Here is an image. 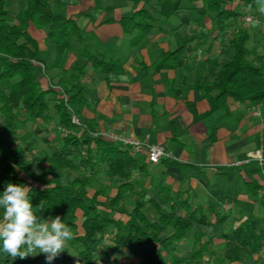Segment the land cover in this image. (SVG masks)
<instances>
[{"label":"trees","instance_id":"trees-1","mask_svg":"<svg viewBox=\"0 0 264 264\" xmlns=\"http://www.w3.org/2000/svg\"><path fill=\"white\" fill-rule=\"evenodd\" d=\"M119 1L131 4L130 15L122 17L119 23L124 35H134L133 48L151 35L158 22L179 16L182 2L189 3V13L201 11L202 27L205 21L209 24L206 33L183 36L175 50L162 54L155 67L158 71L184 66L188 53L210 40L214 43L213 34L225 32L231 20L256 10L264 13V0H239L238 5H235L236 0ZM8 8L9 0H0V193L9 182L29 185L33 211L43 219L60 216L71 227L73 238L67 245L75 251V264L77 261L99 264L102 257L98 255L103 249L110 250L116 258H133L137 264H201L207 246L214 241L222 243L220 254L212 264L248 261L262 264L264 216L245 218L235 224L215 204L193 207L184 192L173 193L169 187L160 189L147 202L138 199L130 208L125 205V196L135 186L131 177L135 173L147 174L146 155L131 154L119 143L93 137L97 131L91 126L80 124L78 127L72 123L77 107L86 102L85 88L81 84L86 66L89 64L94 70L110 74L121 69L120 63L106 60L103 52L91 49L84 42L79 26L66 15L64 5L54 8L52 0H25L23 8L11 20L7 18ZM31 26L45 32L53 57L50 69L59 71L57 81L48 78L46 87L36 79L35 72L41 69L46 73V67L37 64L38 45L29 33ZM248 41L247 31L238 29L230 39L219 44L220 53L215 60H205L207 74L198 73L187 86L208 102L210 110L204 116L226 109L227 100L251 107L264 102V56L251 58L246 47ZM228 49L232 53H227ZM72 52L85 63L66 69L67 55ZM188 108L194 121L202 118L194 105ZM54 115L56 132L65 129L69 133L60 140L43 138L50 154H43L42 162L53 169L67 171L65 184L50 178L47 170H42L38 177L32 176L31 169L38 159H29L25 149L17 144L18 136L26 132L30 124L49 122ZM42 133L36 126L28 136L34 138ZM160 163L179 169L182 175L187 167L165 159ZM80 167L87 169L88 174L79 172ZM101 168L116 182L112 197L104 190L89 193L93 188L90 175ZM262 169L264 171V165ZM255 171L260 169L257 167ZM24 176L32 182L28 183ZM46 185L49 187L45 188ZM248 185L255 203L264 210V193L258 195L263 187L256 182ZM41 201L44 208H39ZM147 203L157 217L155 221L144 213ZM190 232V249L181 253L176 246L186 240ZM16 261L17 264H36L29 258L17 257Z\"/></svg>","mask_w":264,"mask_h":264},{"label":"crops","instance_id":"crops-1","mask_svg":"<svg viewBox=\"0 0 264 264\" xmlns=\"http://www.w3.org/2000/svg\"><path fill=\"white\" fill-rule=\"evenodd\" d=\"M65 10L66 15L76 21L84 42L91 49L103 52L106 60L118 61L121 65L119 71L110 74L94 70L89 64L86 66L81 79L86 102L76 109L78 122L95 131L114 132L120 137L162 145L167 153L165 160L187 166L182 175L179 169L162 163L148 164L147 174L135 173L131 177L135 184L133 192L147 195V202L160 189L169 187L173 193L184 192L193 207L215 204L235 224L245 218L264 216V210L248 190V184L256 182L263 187L258 195L264 193V164L260 166L250 158L258 151L264 158V106L259 107L261 117L257 118L252 116L251 106L227 100L226 109L204 116L210 110L208 102L199 92L187 88L198 73L207 74L205 60L213 61L219 56V44L223 42L220 37L227 41L238 29L246 28L250 43L246 47L251 58L264 56V46H261L264 43V13L253 12L254 20L249 24L244 21L247 13L231 20L225 32L213 34L214 47L208 49L210 40L205 52L200 50L201 46L188 53L181 68L158 71L155 67L161 55L177 48L180 32L189 36L194 27L199 30L197 34L207 32L209 24L205 21V27L200 25L201 11L179 14V23L167 25L168 21H163L157 24L151 35L133 48L134 35H124L119 23L122 17L130 15L131 6L123 12L121 8L106 7L99 0H77L76 5H67ZM108 19L111 21L106 22ZM29 33L38 45L37 64L40 66L38 62L47 60L51 64L53 57L45 41V32L31 26ZM227 53L232 51L228 49ZM84 63V59L72 52L67 55L65 68ZM54 71L46 67L45 72L51 78L49 73ZM36 79L46 87V74ZM191 104L201 119L193 120L188 108ZM257 167L260 171L256 172ZM24 179L32 182L26 176ZM115 192L116 189L109 195L112 197ZM186 240L179 244L191 245L190 233ZM215 242L222 243L214 241L213 244Z\"/></svg>","mask_w":264,"mask_h":264},{"label":"rangeland","instance_id":"rangeland-1","mask_svg":"<svg viewBox=\"0 0 264 264\" xmlns=\"http://www.w3.org/2000/svg\"><path fill=\"white\" fill-rule=\"evenodd\" d=\"M52 1H53V7L56 8V6L58 5L74 6L76 5L77 0H52ZM99 2L102 3L104 6L109 7L111 9H113L114 7L118 9L121 8L123 12H127L131 6L130 3H124L119 0H99ZM24 4H25V0H9V8H8V16H7L8 20H11L13 16L17 13V11L23 8ZM188 4H189L188 2L181 3V6H182V11L180 13L181 15L183 13H187ZM238 4H239V0H236L235 5H238ZM250 15H252V13ZM258 19L262 20V16H259ZM162 22L163 20L160 21V23L158 24H161ZM179 22L180 21L178 20L177 17H172L170 20H168L167 25H172V24L179 23ZM191 30H192L191 32L189 31V36L199 32V30L196 27H194ZM244 30H246V28H244ZM179 35L181 37L184 36L182 32H180ZM220 39L223 42H226L225 39L223 40V37L222 38L220 37ZM207 44L202 46L203 48H201L200 50L203 51L205 48H207L209 46V45L207 46ZM248 45L250 46V43H248ZM261 46H264V43L261 44ZM212 47H214V43H212L211 48ZM39 60L43 62L41 58ZM38 63L40 64L42 68L44 66V67H47L48 70L50 69L51 64L49 63L48 60L44 63H40V62ZM58 73L59 71H54V72H50L49 74L50 76H53L51 78L54 81H57L56 75ZM35 74L37 78H41L45 74L49 78V75L47 73L45 74L42 73L41 69L40 71H36ZM36 126H39V128L43 130V133L39 136H35L34 138H29L28 136L29 133ZM56 127H57V117L55 115L53 116V119L49 122L37 121L36 123H32L30 124L26 132H22L18 136L19 138H18L17 144L20 145L23 149H25L29 159L33 157L38 159V162L31 169L32 176L38 177L40 173L42 172V170H47L50 177H52L54 180L62 184H65L67 182V171H59L57 169H53L51 167H48L46 164L42 162V155L50 154L48 144L44 142L43 138L46 137V138L53 139V140H58V139L60 140L62 138L61 134L56 132ZM97 131H101V130H97ZM79 172L87 173V169L80 167ZM90 178L92 180V186H93V188L89 189L90 194L94 192V190H104L105 192H108L110 194L114 192V189H116V182L112 178H110V176L106 173L105 168H101L97 170V172L94 175L93 174L90 175ZM146 196L147 195H144V194L141 195V193H138L137 195L135 194V192L132 191L127 196H125L124 203L127 207L130 208L131 205L138 199L146 201L147 200ZM144 213L148 215V217L152 219L153 221L157 219L156 215L154 214L150 206L145 207ZM190 235H191V232H190ZM189 246L190 244L188 243L186 245L178 244L176 247L178 248L177 250L179 252L185 253L190 249ZM68 247L69 246H67L66 247L67 249H64L65 251H63L54 261H52V264H73L76 254L73 249H69ZM220 248H221L220 242L209 244L207 246V251L203 255V260L201 264H212L214 260L217 258V256L220 254ZM98 256L102 257V259H100L101 261L99 262V264H137L136 260L130 257L116 258L114 255L110 253V250H106V249L101 250ZM28 258L34 260L36 264H46L44 254H39L35 257L29 256ZM0 262L1 264H17L16 259H6L5 256L3 255H0Z\"/></svg>","mask_w":264,"mask_h":264},{"label":"clouds","instance_id":"clouds-1","mask_svg":"<svg viewBox=\"0 0 264 264\" xmlns=\"http://www.w3.org/2000/svg\"><path fill=\"white\" fill-rule=\"evenodd\" d=\"M31 191L27 184L9 182L0 193V255L24 260L44 254L46 264H52L73 238L72 229L60 216L43 219L37 215ZM39 208H44L43 201Z\"/></svg>","mask_w":264,"mask_h":264},{"label":"built area","instance_id":"built-area-1","mask_svg":"<svg viewBox=\"0 0 264 264\" xmlns=\"http://www.w3.org/2000/svg\"><path fill=\"white\" fill-rule=\"evenodd\" d=\"M244 21L246 24H249L253 21L252 15L248 14L245 18ZM264 106V102L260 105L254 106L250 109V112L252 116L260 118L261 114L259 112V107ZM72 123L80 127V123L78 122L77 118L75 116L72 117ZM68 131L65 129H61L60 134L62 137H65L68 135ZM82 133V129L79 131V134ZM93 137L100 136L103 137L104 139L119 143L122 147L128 149V151L131 154L134 155H146L147 157V162L151 165H156L159 164V162L167 157V153L165 148L162 145L159 144H149L146 142H139L137 140H134L129 137H120L114 132L111 133H106L104 131H97L94 134H92ZM82 155L84 156L85 153L82 152ZM251 159L255 160L258 162V164L261 166L264 164V158L261 156L260 152H256L253 154ZM250 161V160H249ZM248 161V162H249ZM108 237H106V240Z\"/></svg>","mask_w":264,"mask_h":264}]
</instances>
